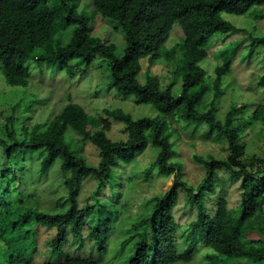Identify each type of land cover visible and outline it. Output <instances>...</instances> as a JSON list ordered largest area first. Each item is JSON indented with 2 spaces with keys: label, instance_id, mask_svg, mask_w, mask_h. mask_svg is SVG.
<instances>
[{
  "label": "trees",
  "instance_id": "16d2710c",
  "mask_svg": "<svg viewBox=\"0 0 264 264\" xmlns=\"http://www.w3.org/2000/svg\"><path fill=\"white\" fill-rule=\"evenodd\" d=\"M263 3L264 0H99L94 9L101 18L122 33L123 43L120 49L115 42H105L91 32L94 16L91 12L84 11L78 0H0V25L8 15H12L20 27V36L24 42L23 45L11 44L0 37V65L11 84L20 83V80L23 82L24 78L20 74L13 77L9 75V71L15 74L18 71L27 72L25 64L28 60L38 65L57 64L60 69H65L67 74L72 75L79 64L86 66L92 57L99 55L108 62L111 86L136 91L139 103L158 105L161 108L158 115L139 118H133L120 108H104L103 112L108 120L124 123L125 138L114 140L104 130L106 118L99 119L90 115L79 103L68 101L57 115L46 122L41 131L39 129L43 124H35L29 132L25 128L26 135L19 139L14 130V113L18 107L15 104L11 109L13 113L7 117L4 135L0 138L6 161L13 163L23 151L44 149L46 153L41 160L40 171L46 173L59 158L62 172L68 173L63 178L68 205L62 211L45 212L22 205L16 206L13 201L6 203L5 200L2 201L0 193V264H31L37 251V240L32 230L37 225L55 228L50 241L51 250L57 257H63L61 254L65 251L68 233L76 238L82 237L86 217L99 202L95 195L91 202H79L78 191L82 179L89 174L96 177L98 191L101 184L108 180L115 164L119 161L130 162L149 143L158 148L155 160L158 173L172 175L173 180L163 194L154 197V207L149 216L143 219L144 230L149 229V240L143 238L136 242L126 264H171L178 259L189 260L197 243L211 244L218 240L240 255L250 252L248 248H239L233 239L242 232L245 220L260 213L264 205V158L257 161L253 158L251 162L242 159L244 147L237 140L245 122L260 120L259 115L263 113L258 115L256 106L250 113L251 116L233 124L237 111L232 107L226 113L224 121L217 117L215 100L220 93L222 78L229 70L227 62L214 68L213 101L206 109L197 108L196 103L189 98L187 89L197 60L206 54L201 45L215 33L236 30L219 14H242L252 5ZM167 5H170L172 15L192 18V39H187L182 49L181 93L178 96L172 94V84L161 88L155 76L148 75L144 80L138 78L141 59H146L149 65H153L169 50L166 42L171 33L172 21H156ZM259 42L264 43V37ZM255 43L252 40V46ZM81 74L84 75L85 71L82 70ZM258 84L264 88V72L259 76ZM242 110L239 111L242 113ZM166 115L181 117L185 122L196 125H207L209 130L225 137L230 150L226 158L204 160L208 167V178L204 186H198L196 192L188 188L197 215L189 223L191 239L185 236L188 246L181 255L175 248L178 223L172 208L177 199L178 188L186 183L180 176L182 162L170 159L174 150L166 133ZM67 131H72L82 141L91 142L98 148L99 159L96 164L87 163L84 157L78 155V150L68 148L64 143ZM253 163H256L255 170ZM12 165L0 168V176L5 177L11 173L10 179L16 178V171L11 172ZM216 166L242 176L239 204L243 212L239 216L232 213L222 193L216 196L213 213H210V208L206 205L205 196L214 193L212 181ZM261 173L263 175L260 176ZM17 189L21 193L20 186ZM4 191L8 194L11 192L9 187L4 188ZM10 209L15 211V215L7 219ZM259 231L264 232V224L259 226ZM224 256L228 257L226 254ZM64 264L98 263L75 257Z\"/></svg>",
  "mask_w": 264,
  "mask_h": 264
},
{
  "label": "rangeland",
  "instance_id": "374dc122",
  "mask_svg": "<svg viewBox=\"0 0 264 264\" xmlns=\"http://www.w3.org/2000/svg\"><path fill=\"white\" fill-rule=\"evenodd\" d=\"M98 2L99 0H78L79 6L94 16L91 32L105 42H115L122 49V33L95 11L94 6ZM219 15L236 30L215 33L201 45L206 54L197 60L187 94L197 108L206 109L213 101L214 68L227 62L229 70L222 78L220 93L215 100L217 117L224 121L228 110L234 107L237 112L233 124H236L238 120L251 116L253 109L258 107V115L263 113L259 115L261 119L253 120L252 123L245 122L237 140L244 147L242 159L251 162L255 158L257 161L264 158V88L258 84L259 76L264 72V43L259 42L264 37V3L254 4L242 14L221 12ZM160 19L172 21L171 33L166 42L169 50L153 65H149L146 59H141L138 78L144 80L148 75L155 76L161 88L172 84V94L178 96L181 93L182 49L184 42L192 39V18L172 15L171 7L167 5L156 21ZM193 33L195 36L194 31ZM0 37L11 44H24L20 27L12 15H8L1 23ZM252 40L256 42L253 46ZM1 59L0 55V62ZM25 66V73L18 71L15 74L9 71V75L13 77L20 74L24 78L23 82L20 80V83L11 84L0 65V138L4 135L7 117L13 113L11 109L15 104L18 107L14 113V130L19 139L26 135L25 128L29 132L35 124H43L39 129L41 131L46 122L57 115L68 101L79 103L87 113L99 119L106 118L104 108H120L133 118L160 114V106L139 103L138 92L111 86L108 62L99 55L92 57L86 66L79 64L72 75L67 74L65 69H60L57 64L38 65L28 60ZM82 70L85 71L84 75L81 74ZM240 109H243L242 113ZM165 119L166 133L174 150L170 159L182 162L180 176L186 183L178 188L177 199L172 208L178 223L175 248L181 255L188 246L185 236L191 239L189 223L197 215L188 188L196 192L198 186H204L208 178L205 161L226 158L230 150L225 137L209 130L205 124L196 125L172 115H166ZM123 124L106 118L104 130L107 136L114 140L125 138ZM64 143L70 150H78V155L84 157L87 163H97L98 148L91 142L82 141L80 136L67 131ZM4 150V146L0 144V168L11 167L13 164L11 172L16 171V178L10 179L11 173L5 177L0 176L2 201H13L16 206L22 205L45 212L67 208V190L63 185V178L68 173L62 172L59 158L46 173H42L40 163L46 153L44 149L23 151L13 163L6 161ZM157 153L158 148L149 143L130 162L119 161L112 167L111 175L98 191L96 177L91 174L85 176L78 191L79 202H91L94 195L99 202L86 217L82 237H73L69 232L65 251L61 254L63 257L59 258L50 246L55 228L34 226L32 233L37 240V251L31 264L46 261L64 264L75 257L87 258L98 264H126L136 242L150 238L149 229L144 230L143 219L151 213L154 197L163 194L172 184V175L158 173L155 166ZM252 167L255 170L256 163ZM215 171L212 181L214 193H208L204 198L210 213H213L216 196L222 193L232 213L239 216L243 212L239 204L242 176L222 166H216ZM7 183L11 194L4 191V188H8ZM19 186L21 193L17 189ZM14 212L10 209L7 219L14 216ZM263 224L264 205L260 213L245 220L242 232L233 239L239 248L250 249L248 253L240 255L219 240L211 244L199 242L189 260L178 259L171 264H264V232L259 231V226ZM223 254L228 257H223Z\"/></svg>",
  "mask_w": 264,
  "mask_h": 264
}]
</instances>
